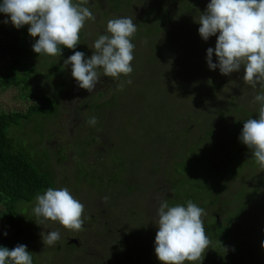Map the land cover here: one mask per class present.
I'll list each match as a JSON object with an SVG mask.
<instances>
[{
    "label": "trees",
    "instance_id": "16d2710c",
    "mask_svg": "<svg viewBox=\"0 0 264 264\" xmlns=\"http://www.w3.org/2000/svg\"><path fill=\"white\" fill-rule=\"evenodd\" d=\"M144 1L149 4V9L138 11L136 17L127 16L131 17L137 25V32L132 40L138 38V43L134 41L135 48L138 45V61H142L141 64H149L153 62L152 57H154V64H157L162 58L158 60L154 53L159 54L161 51L167 53L170 37H175V31H179V26L186 29L185 34L189 27H191V32L199 27V17L206 10V7L200 4L202 3L201 0H175L177 5L174 10L168 7L173 0H165V3L159 0L162 4L156 1V6H154L156 2L152 5L149 0H141L140 3L138 0V4L144 7L142 4ZM192 5L195 6V11L191 10ZM87 7L91 9V6ZM197 9L201 12L200 14L196 12ZM178 10H189L187 17H189L190 23L187 21V17L181 18V20L176 19L175 13ZM195 17H197L195 22L198 24L196 28L193 27ZM28 28L25 25L16 29L11 23L9 25L0 23V89L19 86L24 91L25 95H22L26 98L25 100H30L22 111H0V204L2 206L0 217L4 222V230H0V247H7L9 250L18 244L24 245L31 230V220L27 219V215L30 213L29 208L23 211L18 205L35 203L38 194H43L49 187L56 189L57 178L47 170L51 167L49 150L40 147L44 152L36 153V145H32L31 148L28 147V150L17 147L7 134L6 129L9 126L18 128L37 120L46 123L55 117L56 113L60 112L61 115L64 108L60 99L64 90L70 93L78 92L72 85V75L70 78L67 75L71 73V65L65 67L64 61L75 51L84 52L85 57L88 58L87 52L90 51L85 41L86 33L89 30L86 31L84 28L81 30L80 41L75 49L63 48L61 56L55 57L38 55L32 50V45L38 37H31ZM102 34L104 31L96 32L97 37ZM187 38H190V35ZM213 38L217 39L216 36H212ZM145 45L151 46L149 54L146 49L141 51ZM207 49L201 48L198 54L207 52ZM53 59H56L59 64L51 66L52 62H48L49 67L46 69L47 61ZM152 67L153 65L146 69V73H149ZM157 73L156 71L150 74L155 75ZM40 78L42 83L46 81L44 86L37 83ZM30 79L34 80L32 87L28 85ZM179 84L177 83V85ZM139 87L138 124L140 121L142 122V130L146 136H153L154 134L151 132L153 128L150 129L151 125L154 122L158 124L161 131L154 130V133L160 139L157 144L154 143L153 145H162L170 152L165 150L167 153L152 157H144L138 154V167H123L121 166L122 161L118 162L117 158L112 157V159L115 158L114 161L120 168L117 171L105 172V167H102L103 161L101 165H97L98 161L103 160V158H96L97 161L92 164L93 160L87 156L89 148L77 149L74 147L75 167L73 171L75 179L83 178L87 182L88 190L92 189L93 196H95L94 203L99 205L98 211L102 209L114 211V208L124 209L126 205L121 207L119 199L122 198L129 202L134 195L140 194L138 187L141 186H147L146 191L151 185L155 187L154 189L151 188L150 198L157 210L160 203L165 200L169 206L177 204L186 206L187 201L191 200L203 208L206 213L202 219L210 245L205 250L202 264H264V248L261 247V242H264V171H261L255 163L251 150L239 140L244 122L250 118L258 119V108L245 109L231 98V110L234 114L231 123L226 128L222 129L221 125L209 126L210 128L202 133L203 136L191 137L184 142L181 141V136L184 135L185 125L180 131L172 133V136L164 137L162 133L169 124L166 122L171 121L170 123L182 125L179 121L182 117L176 116L173 112L174 106L164 103L159 106L155 105L147 92V87L144 85H139ZM257 87L259 88V86ZM171 91L172 87H169V92ZM80 93L79 99L82 98L79 100L78 107L84 108L82 109L84 114L81 113L78 116L79 110L74 108V114L76 113L77 118L72 120L70 126L78 124L77 127L84 132L83 136L88 137L90 134L88 127L90 126H88L87 118L93 110L101 109L104 102L97 99V96L102 93L101 89H95L91 93L86 90L78 92V94ZM255 106L259 107L258 103ZM58 107H60L59 110ZM226 110L228 111V109ZM226 110H220V121H224L223 113ZM154 129H158L157 126H154ZM67 137L68 141H65L69 143V146L73 144V140L78 144L84 140H76L74 136ZM179 139L180 141L177 142ZM230 144L236 145L234 151H232L234 146H230ZM58 150L60 159H64L66 154L61 149ZM98 150L96 149L94 154H97ZM32 151L37 154L36 160H41L40 166H37L39 170L44 172L38 171L32 165L31 161L34 162L31 159ZM125 152L131 153L134 150L130 152L126 149ZM232 152L235 153V156L231 155ZM42 165L44 166L42 167ZM227 170L229 171L228 174ZM250 170L255 171L251 178L253 181L247 180V172ZM170 171L174 173L172 178L166 176L167 172ZM236 178H239L241 182L245 181L246 187H251L250 193L238 194L239 191L236 193V183L231 182L236 181ZM58 181L63 182L62 179H58ZM111 183L118 186L110 185ZM119 186L125 187V189ZM118 189H122V191L120 192ZM110 190H113L115 198L116 195L119 198L109 200L108 197L112 195ZM156 193L158 195L157 200L155 199ZM251 194L257 196L255 199L259 203L251 205L252 209L247 224L241 228L239 225L241 215L245 208L250 206L244 200ZM105 197L107 200L104 199ZM140 205L142 202L138 201V208ZM30 214L32 217V212ZM216 217L218 221H216ZM112 220L116 222L114 216H112ZM102 229L106 230V228ZM115 229L113 230L115 231ZM139 229L137 230L138 233H140ZM5 233L7 235H4ZM125 234L128 236L127 233ZM131 235H135V232H132ZM118 236L120 249L124 248L125 251L127 249V253L122 257L127 264L130 259L132 260L133 255L128 249L132 239L127 237L126 240H123L120 234ZM131 237L134 239L133 236ZM108 246L104 243V250H107ZM112 249L120 250L115 249L114 246ZM33 264L36 262L34 261ZM185 264H201V262L186 261Z\"/></svg>",
    "mask_w": 264,
    "mask_h": 264
},
{
    "label": "rangeland",
    "instance_id": "374dc122",
    "mask_svg": "<svg viewBox=\"0 0 264 264\" xmlns=\"http://www.w3.org/2000/svg\"><path fill=\"white\" fill-rule=\"evenodd\" d=\"M156 1H162L163 3L166 2L165 0H149L150 4L152 5ZM73 2L77 3L78 0H73ZM162 2L160 3L162 4ZM201 2L202 3L200 4L202 6L207 7V4L210 3V0H201ZM91 3L92 1L90 2L88 0L86 5L90 6ZM146 3L147 1H144L142 4ZM175 4V0L171 1V6L173 8L176 7ZM191 10L195 11L194 5L191 6ZM90 11L95 16V20L86 21L84 28L86 31L89 30L86 33L87 36L85 41L88 45V48H90V51L92 52L93 50L91 48L93 42L98 38L96 36V32L104 31V34H106L105 24H107L108 20L107 18H104V15L98 14V12H93L92 9H90ZM196 12L198 14L201 13L198 9ZM188 13L189 10H178L175 13V17L176 19L181 20V18L187 17ZM118 17L128 16H110L109 19ZM6 19L9 20V23L5 25H9L11 23L10 18L4 13H0V23L4 24L3 21ZM186 19L190 23L189 17ZM195 19H197V17L193 19L194 28H196L198 25L195 22ZM26 26L30 27L29 25ZM199 27H197L193 32H191V27H189L185 34L186 29L179 26V31H175V37H170L168 44L169 49L167 53L165 54L162 51L159 52V54H157V52L154 53L158 60L162 58V60L157 64H154V57H152L153 62H150L149 64H141L140 62L142 61H138L137 45L133 52L134 59L131 62L133 72L130 74V76L126 77L132 80V86L128 87L131 90L138 89L139 92V85L146 86L147 92L151 96L152 102L155 105L164 103L165 105L170 104L174 106L175 110L173 112L176 114V116L182 117L180 119L178 118L182 123V125L178 124V126L182 128V126L185 125L188 131L187 136L190 135V137L193 138L203 136L202 133L209 129V126L221 125L222 129H224L231 123V119L233 118L232 115L234 114L231 110V98L240 106L245 107V109H257L258 106H255L256 103H254V97L260 91L258 87L253 89L251 86L243 82V67L239 72H233L230 75L221 74L219 68L215 70L209 69L206 61L207 52L204 51L203 54L200 55L198 53L199 50L204 47L206 49L209 47L214 49L216 39H212V37H210L207 41H204L199 35ZM188 35H190V38H187ZM150 47V45H145L141 51L146 49L148 50L149 54ZM48 62H52L51 66L59 64L56 59L47 61L46 69L49 67ZM213 63H218L215 54H213ZM152 65L153 67L149 73H146V69L150 68ZM156 71L158 72L157 74L151 75ZM67 75H69V78L71 77V73ZM153 76L156 77L154 78ZM100 80H104L103 76L100 78ZM43 81H45V79H43ZM29 83V87H32L34 80L30 79ZM37 83L44 86L41 78ZM177 83L180 84L177 85ZM169 87H172L171 92H169ZM78 92L70 93L67 90H64L63 95L65 97L63 98L62 95L60 99L64 108V111L61 113V115L60 112L56 113V116L46 123L44 121L38 122L37 120L33 121V123L24 124V126L21 125L19 126L20 128L9 126L6 129V132L11 137L12 141L15 142L17 147H23L24 149L26 148L28 150V147L31 148L32 145H36V153L44 152L43 149L47 151L49 150V162L51 167L47 170L51 172V174H54L55 178H57L56 189L67 187L74 198L84 205V212L85 210H87V212L85 214L83 213V220L87 214H93V219H96L99 205L94 203L95 196H93V193L88 190L89 187H87V182H85L83 178L77 180L75 179L73 171V168L75 167L73 158L75 156L73 155L75 153L73 149L74 146H69V143L65 141L67 140V136L73 137V135H76L80 131V128L77 127L78 124H75L72 127L70 126L72 120H76L77 118L76 113L74 114V108L77 109V111L79 110L78 116L84 112L82 110L84 109L82 106L76 107L73 105L75 104V100L79 99L81 96V93L78 94ZM22 94L25 95L24 91H22L19 86H9L7 88L0 89V111L7 112L11 110H24L30 100H25L26 98ZM128 95L135 98L136 91H128L127 97ZM59 109L60 107H58V110ZM221 109H228V111L226 110L223 113L224 121H220ZM138 133L135 134L137 137L141 135ZM230 146H234L232 148V151H234L236 145L230 144ZM40 147L43 149H40ZM57 148L61 149V151L66 154L64 159H60L61 157ZM56 149L57 151H55ZM96 149L97 148L93 147L88 149L87 156L90 159H93L91 154H94ZM31 154V159L34 161H31V163L34 168L40 172H44L39 170L37 166H40L39 162H41V160H36L37 154H35L33 151ZM231 155L235 156V153L232 152ZM43 166L44 165H42V167ZM250 171L247 172V180L253 181L251 178L253 177L255 171ZM228 172L229 171L227 170V174ZM58 179H62L63 182L58 181ZM231 182L236 183V181ZM239 182L240 184L238 185V194L242 192L250 193L251 187H246L245 181ZM146 188L147 186L138 187V189H140V194L134 195L133 198L129 200V202L122 198L119 200L121 207L124 205L126 206L124 209H119L121 210V214L118 218H116V222H114L113 227L111 226L112 229L121 228V231L127 233V237L132 239L130 241V245H128V249L133 255L132 260L130 259L127 264H161L155 254V236L158 231V227L156 225V221L158 219V210L155 208L154 202L150 198V192L152 191L151 188L154 189L155 187L151 185L148 191L145 190ZM256 197L257 196L251 194L250 197H246L244 200L247 201L248 205L250 206L246 207L241 215V221H239L241 228L247 224L252 209L251 205L259 203V201L255 199ZM157 198L158 195L156 193L155 199L157 200ZM138 201L142 202V205H140L139 208ZM34 204L35 203L33 202L29 204L21 203L18 205V207H20L23 211L26 208H29L31 213ZM0 209H2L1 204ZM30 213L27 215V219L31 220V230L24 245H26L27 250L31 253L33 263L34 261L36 264L114 263L113 260L116 257L114 256V251L111 244L118 239L119 234L116 236L114 234L107 235L105 234V229H102L100 230L101 235H94V233L99 230L97 229V225L91 222L89 224L84 222L85 225L83 230L79 231L78 233L64 229L61 225H59L58 222L48 221L45 224L38 225L35 222L36 217L33 215V213L31 217ZM138 228H140V233L137 231ZM0 230H4V222L1 217ZM50 231H59L60 237L63 234L71 237L69 238L68 243H75L76 239L73 236L74 234H77L79 236V247H82H80L79 251H76L70 249L69 247L64 248L61 246L60 250V247L58 248L57 246V242L53 246H48L47 244L43 243L42 234L46 235ZM132 232H135V235H131ZM131 236H133L134 239ZM71 240H74V242H71ZM104 243L109 245L107 250H104ZM88 244H91L90 248L88 249L89 252L86 250L87 252L84 255L81 248L86 249ZM126 253L127 249L126 251L124 248L120 249V253L118 254L119 264H126L122 259Z\"/></svg>",
    "mask_w": 264,
    "mask_h": 264
},
{
    "label": "clouds",
    "instance_id": "9594fccd",
    "mask_svg": "<svg viewBox=\"0 0 264 264\" xmlns=\"http://www.w3.org/2000/svg\"><path fill=\"white\" fill-rule=\"evenodd\" d=\"M87 2L2 0L0 13L6 14L16 29L30 26L29 35L38 37L32 45L36 54L55 57L61 56L63 48L75 49L86 21L95 20L90 9L84 6ZM198 23V32L204 41L217 37L215 48L207 49L209 69L219 68L221 74L230 75L243 67V82L253 89L259 86L260 91L254 97V103L259 105L258 119L244 122L239 140L251 150L255 163L264 171V0H210ZM136 32L137 25L131 17L112 18L107 22L106 34L99 35L93 42L90 58L82 51H75L64 61V66L71 65V75L78 86L90 93L102 76L120 81L121 76L128 77L133 72L135 44L132 38ZM213 54L218 63H213ZM124 83H118L117 90H123ZM126 83L131 84L132 80ZM87 123L95 126L96 117L89 118ZM32 213L38 225L51 221L70 231L83 230L84 205L67 187H49L38 194ZM204 215V209L191 200L186 206H169L166 200L160 203L155 254L161 264H185L186 261L202 264L210 245ZM42 236L44 244L53 246L59 241L60 232L50 231ZM261 247L264 248V242ZM0 264H33V259L26 245L18 244L11 250L0 247Z\"/></svg>",
    "mask_w": 264,
    "mask_h": 264
},
{
    "label": "flooded vegetation",
    "instance_id": "af4514ba",
    "mask_svg": "<svg viewBox=\"0 0 264 264\" xmlns=\"http://www.w3.org/2000/svg\"><path fill=\"white\" fill-rule=\"evenodd\" d=\"M92 3L90 4L91 9L93 12H98V14L104 15V18H107V20H110V16H123V15H131L135 16L138 15V11H143L149 9V4L146 3L143 6H139L138 0H89ZM141 0H139L140 3ZM157 4V2L155 3ZM154 4V6H156ZM177 5V2L176 4ZM146 6V7H145ZM170 9L174 10V8L169 5ZM136 17V16H135ZM107 24H105L106 26ZM138 38H135L132 40V43L137 42L138 43ZM93 54V51H88L87 52V57L90 58V56ZM104 80H100V82L97 83L95 89H101L102 93L97 96L98 101L101 100L103 101V105L101 109H98V111L93 110L90 114V116L87 118V121L91 117H96L97 123L95 126L89 125V136L84 137L83 130L78 132L74 136V139H84L83 141L78 144L75 140H73V146L75 148H97L98 153L97 154H91L92 158V164H94L95 161H97L96 158L101 157L103 160L98 161L97 165H101L102 161V167L104 166V171H112V170H119L118 164L114 161L115 158H117L118 162L122 161L121 166H126V167H138V154L142 155L144 157L147 156H155L159 154H164L167 152H170L165 149L162 145H157L154 146L153 144H157L160 137L157 136L154 133V130H157L160 132L161 130L159 129V125L153 123L151 125V132L154 134L153 136H146L143 133L142 130V122L138 124V89L137 90H131L128 87L132 86L131 84H127L126 81L129 78H126L125 76H121L120 81H113L112 78L110 77H103ZM121 81H124V87L123 90H117V84L120 83ZM72 85L74 86V89L76 91H84L85 89H82L78 86L77 81L72 78ZM87 91V90H86ZM128 91H136V97L133 98L130 95L127 97V92ZM82 98V97H81ZM80 98V99H81ZM77 99L76 103L74 106L78 107L79 100ZM159 106V105H158ZM85 121V119H84ZM166 122L168 126L163 129L162 133L164 134V137L167 136H172V133L175 131H180L181 128L178 126V123H170ZM164 123V122H162ZM154 126H157L158 129H154ZM83 128V127H82ZM141 132L140 136H136L135 134ZM187 129H185L184 135L181 136V141H184L186 139H190L191 137L187 136ZM179 138V137H178ZM141 139V140H140ZM142 141H147V142H142ZM177 140V142H179ZM86 142V143H85ZM75 143V144H74ZM134 150V152L128 153L125 152V150ZM167 152H166V151ZM170 154V153H169ZM112 157H115L112 159ZM74 167V166H73ZM174 175L173 172H167L166 176H172ZM109 176V175H108ZM239 178H236V193L239 191ZM110 185L113 186H118L115 183H111ZM122 189H125V187H121ZM122 189H118V191H122ZM90 192H93L92 189H90ZM112 192V195L108 197L109 200H116L119 197L113 192V190H110ZM109 192V193H110ZM174 198V197H173ZM121 199V198H120ZM119 199V200H120ZM120 204V202H119ZM112 209V208H110ZM87 210H85L86 212ZM123 211V210H122ZM113 213V215H112ZM118 213V214H117ZM121 214V210L115 209L114 211H106V209H102L98 211V215H96V219H93L94 215L93 214H87L84 218V222L86 223H93L97 225V229L99 231L95 232L94 235H101V229L106 228L105 234L107 235H112L114 234L115 236L117 234H120L123 240L127 239V235L121 231V228H116L115 231L112 229V216H114L115 220L118 218ZM114 223V222H113ZM84 225L82 226V229L84 228ZM78 233V232H76ZM76 239L75 243H68L69 238L66 235H62L57 241V246L58 248L63 246L64 248H70L72 250L79 251V236L77 234H74L73 236ZM119 237V236H118ZM59 242V243H58ZM91 244H88L85 248H81L83 254L88 251L90 248ZM111 246H114L115 249H120V245L118 244V239L114 241ZM99 249V248H98ZM59 250V251H60ZM87 250V251H86ZM114 251V256L116 257L113 262L114 263H101V264H119L118 259H119V253L120 250H113ZM89 252V251H88ZM116 254V255H115Z\"/></svg>",
    "mask_w": 264,
    "mask_h": 264
},
{
    "label": "water",
    "instance_id": "95a60500",
    "mask_svg": "<svg viewBox=\"0 0 264 264\" xmlns=\"http://www.w3.org/2000/svg\"><path fill=\"white\" fill-rule=\"evenodd\" d=\"M216 221H218V220H217V217H216ZM71 242H74V240H71Z\"/></svg>",
    "mask_w": 264,
    "mask_h": 264
}]
</instances>
